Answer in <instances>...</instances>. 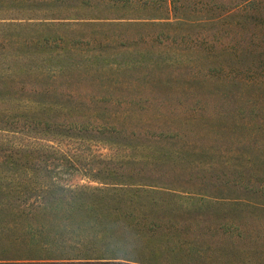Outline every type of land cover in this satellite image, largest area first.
Returning <instances> with one entry per match:
<instances>
[{
  "label": "rangeland",
  "instance_id": "rangeland-1",
  "mask_svg": "<svg viewBox=\"0 0 264 264\" xmlns=\"http://www.w3.org/2000/svg\"><path fill=\"white\" fill-rule=\"evenodd\" d=\"M242 1L180 0L178 16L193 24L161 25L167 19L118 18L136 11L114 0H0V17H18L0 18V100L88 126L34 141L60 150L47 157L53 172L73 173L69 184L134 182L248 201L244 186L218 179L264 174V137L253 130L264 124V0L234 8ZM58 15L68 18L47 19ZM162 128L180 135L159 136Z\"/></svg>",
  "mask_w": 264,
  "mask_h": 264
},
{
  "label": "trees",
  "instance_id": "trees-1",
  "mask_svg": "<svg viewBox=\"0 0 264 264\" xmlns=\"http://www.w3.org/2000/svg\"><path fill=\"white\" fill-rule=\"evenodd\" d=\"M260 1L243 0L234 8L255 10ZM114 2L136 11L129 17H118L121 19L193 24L178 16L186 5L180 0ZM142 10L164 11L168 17L145 16L139 14ZM67 18L58 15L47 19ZM245 83L251 82L248 79ZM4 104L0 100V264H264V203L258 194L264 193V184L263 188L252 185L255 180L264 181L261 172H236L233 180L218 176L226 184L233 181L249 190L253 198L248 201L134 182L69 184L73 173L53 172L47 157L60 150L53 145L38 146L34 141L54 135L73 137L88 126L42 119L33 115L31 106L17 109ZM253 130L264 137V124ZM7 132L19 141L3 138ZM158 135L176 138L180 134L162 128ZM93 178L104 180L96 175ZM208 178L204 174L200 177ZM113 248L129 250L134 259L111 255Z\"/></svg>",
  "mask_w": 264,
  "mask_h": 264
},
{
  "label": "clouds",
  "instance_id": "clouds-1",
  "mask_svg": "<svg viewBox=\"0 0 264 264\" xmlns=\"http://www.w3.org/2000/svg\"><path fill=\"white\" fill-rule=\"evenodd\" d=\"M110 254L121 259V260H133L134 259L131 252L129 250H126V249L122 250L119 248H113Z\"/></svg>",
  "mask_w": 264,
  "mask_h": 264
}]
</instances>
